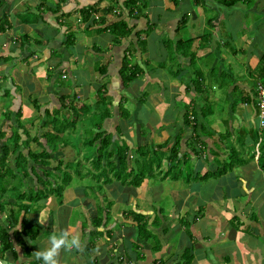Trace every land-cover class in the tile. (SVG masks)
Wrapping results in <instances>:
<instances>
[{"label": "crops", "instance_id": "obj_1", "mask_svg": "<svg viewBox=\"0 0 264 264\" xmlns=\"http://www.w3.org/2000/svg\"><path fill=\"white\" fill-rule=\"evenodd\" d=\"M19 1L20 9H14V12L6 10L14 5L16 7ZM24 1L0 0V16L7 14L12 21L15 20L9 21L10 28L0 32V64H8L0 76L5 78L8 86H12L11 108L15 110L20 107L19 119L30 125L32 123L33 126L29 128L31 133L42 119L35 115L32 107L24 108L23 100L27 101L29 92L38 89L35 75L43 78L41 88L46 80H55L56 85H61L58 76L61 79L70 76L72 84L75 83L73 77L67 75L68 67L61 64L53 66L59 60L52 56L53 50L63 54V61L71 60L76 64L80 60L89 63V55L93 62L103 57L106 70L104 74H98L96 80L105 77L107 92L113 91L114 94L123 86L118 69L124 53L129 65L136 64L141 73L131 81L128 95L135 91L139 93L146 87H149V95H155L154 99L141 96L139 102H135L136 108L143 106L149 111L146 121L134 122L130 115L125 120L123 132L127 135L129 146L136 140L137 127L143 126L149 140L153 143L167 140V147L175 142L178 134L177 157L187 152L195 172L202 168L214 169L216 161L226 156L224 149L229 145L235 147L247 161L203 182L179 183L178 179L164 184L168 176L161 179L157 175L156 178H145L153 182L143 179L135 188L127 185L120 187L118 182L104 184L103 199L97 192L84 195L83 190L73 189L72 192L68 188L59 203L53 202L51 197L44 198L43 209L38 213L30 209L19 210L15 222L4 220L5 210L0 216V226L6 231L9 248L2 249L0 244V260L5 264H42V261L34 258V252L48 246L52 232L69 229L81 236L84 247L80 251L62 252L60 264H264V168H260L256 162L258 143L264 140V128H257L255 107V86L260 81L257 75L264 69V0L240 1L230 6H226L222 0H138L139 6L144 3V7L140 12L128 16L127 9L120 5L122 0H63L56 12L45 6L36 10L40 0H30L33 6H27ZM45 1L50 8H56V0ZM91 4L98 9L97 12L82 21L78 8ZM109 4L111 10L103 14L101 8ZM200 7L201 13L196 11ZM61 11L65 14L60 16ZM23 12H40L38 17H41V21L39 24L34 21L37 22L34 25L26 21L25 14V19L22 17L20 20L13 16ZM141 12L143 16L139 14ZM118 13L121 14L116 17ZM97 17H103L105 22L124 20L130 27L128 37H133L132 32L138 31L143 43H133V38L128 40L127 37L116 45L112 44V35L108 31L95 33L92 27H86L92 18ZM132 22H135L134 26ZM28 24L33 25L27 27ZM70 25H75L83 34L72 43L73 51H68L61 44L63 33L71 31ZM30 27L36 30L40 40L38 46L32 48L29 42H18V34L28 33ZM91 32L95 34L92 37ZM4 37L7 43H2ZM91 46L98 48L99 54H94ZM151 48L158 59L155 64L152 62ZM73 54L74 58H70ZM76 57L78 60L75 61ZM204 57L207 60L205 63L202 62ZM11 58L14 60L9 61ZM167 62L175 64L172 74V64L167 67ZM9 69L10 72L14 71L12 74L17 81H13ZM60 69L64 71V77ZM195 74L201 77L200 92L190 85ZM84 80H80V87H77L80 92L84 91L81 90L84 84L89 91L91 82L84 83ZM23 81L26 83L21 92L19 83ZM214 87L224 90V101L210 94V91L216 90ZM45 90L51 102L47 104L45 99L46 106L42 111L53 105L54 93L50 87L41 92ZM0 93L2 97L3 91ZM116 96L118 102L120 98L118 94ZM190 106L196 111V133L199 135L200 124L208 130L200 134L195 142L191 140L195 137L191 124L186 126L183 122L184 108ZM200 108L205 115L200 116ZM187 112L190 113L189 110ZM113 116L117 118L116 114ZM10 120L6 119L12 123ZM111 126L110 115L104 119L102 127L108 130ZM253 133L257 135L255 141ZM138 139L143 141L142 137ZM189 141L196 152L192 151ZM250 154L252 158H249ZM166 166L168 162L162 160L161 170ZM82 185L86 186L81 183L75 184L74 188ZM93 194L99 199L97 207L109 205V208L101 211L99 222L93 219L95 221L91 223L96 208ZM162 199L169 203L161 204ZM7 201L13 204H6L5 208H15V198L9 197ZM22 202L25 203L24 200ZM167 203L166 211L162 205ZM71 209L77 214L73 221L67 216ZM136 213L141 217L134 216ZM39 215L44 224L39 222ZM21 219L27 225L36 223L40 226L35 238L29 239L24 234L26 226L25 230H20ZM186 222H190L188 232L183 225Z\"/></svg>", "mask_w": 264, "mask_h": 264}, {"label": "trees", "instance_id": "obj_2", "mask_svg": "<svg viewBox=\"0 0 264 264\" xmlns=\"http://www.w3.org/2000/svg\"><path fill=\"white\" fill-rule=\"evenodd\" d=\"M222 1L226 6H230L235 2L242 1L247 3L250 0ZM60 2H63V0H56L54 3L56 8L52 9L50 8V6L46 5L45 0H40L35 9L40 10L41 7L45 6L46 9L50 11L53 10L52 12H56L58 10ZM120 5L122 6V8L124 7L127 9L128 12L126 13V16L133 15L134 12H140V9L142 10V7H144V3L143 5L139 6L138 0H122ZM111 8L112 7L109 4L105 7H102L101 11L104 14L105 12H109ZM97 10L98 9L94 7V4H91L87 7H79L78 13L81 16V20L84 21L86 20L87 16H89L91 13L97 12ZM62 14H65V12L61 11L59 13L60 16ZM120 14L118 13L115 16L119 17ZM139 14L143 16L142 12ZM97 18L98 19L92 18V20L86 25V27L88 29L92 27L91 29L95 33L108 31V33L112 35V44L116 45V43H119L121 39H126L129 36L130 27L126 25V22L124 20L105 22L103 17ZM135 18L137 20L138 16H136ZM56 23L62 26V24H60L59 22ZM132 25L134 26L135 22H132ZM146 27L149 28L150 26ZM7 28H10V23L6 14H3L0 17V32H4V30ZM132 33L133 37H128V40L133 38V43H137V41L143 43V41H141L140 39L138 31H133ZM63 35L64 38L62 39L61 44L66 48L67 43H73V32L67 34L63 33ZM27 36V33L18 35V42H26ZM90 49L94 54H99L100 50L98 48H95L93 46ZM52 53H55V51L53 50ZM96 69L99 74H104L106 70V64L99 63ZM139 73L140 67L136 64L129 65V60L123 53L121 64L118 69V75L123 86H125V83L127 81L134 80L136 78V75ZM257 76L260 79V82L264 83V69L259 71V74ZM200 78L201 77L199 74H195L194 77L190 80V85L197 92H200ZM9 82L12 83L10 80ZM188 86L189 85H187L186 87L187 89ZM104 91H100L98 88H96V98L94 100L95 102H93L92 104L83 103L80 107H75L72 103V100L74 99V93L70 95L71 97L69 100H67L66 104L63 101V99L65 98L64 95H61V97L59 98L60 101H62L58 102L59 107H64L70 111V115H65L66 117L63 118L61 124H58L55 121L54 114L51 115L48 109L45 108L42 111V114H44V116L39 114V116H41L40 118L42 119L40 126L35 129V131L32 133V136L27 133V131H29V128L33 126L32 123L31 125L29 124L28 130H26L25 127L17 126L16 128L12 127L13 131L11 133H8V135H1V137H10L11 139L10 142L7 141L6 143L2 141V144L0 145V167L4 164L3 162L6 159V156L10 154L11 164L13 166L8 165L6 167V174L10 175L12 179L15 178V181L17 183L24 184L26 189L21 190L17 189L16 187V189L13 188L8 190V187L6 188L8 198L10 197L9 194L15 191L14 197L16 201L14 204L15 208L10 207V209L9 207L5 208L6 204H13L7 201V198H5L7 196L4 197L3 201H0V216L4 212L3 209L7 210L5 211L6 216L4 220L8 222H15L17 220L19 210L26 211L27 209H29L31 202L44 199L48 194H53L55 197L60 196L61 190L68 185L73 177L69 173V170H73L77 178H82L85 176L88 177L91 181V184L90 186H87V189L89 187L93 188L94 190L96 189L97 193L103 199L105 197V194L104 190L102 189V185L104 184L108 185L112 182H118V185L120 187L127 185L135 188L143 181V179L154 178V176L157 175L160 176L161 179H164L166 176H168L172 180H178L179 174L174 173L170 176L168 168L175 163H179L180 159L181 164H184V166L187 167V170L185 171L186 177L182 179L185 181V183L191 181L203 182L211 178L219 177L225 172L230 171L234 166L244 164L247 161V158L242 157L240 152L235 147L229 145L224 149V151L226 152V156L223 157L221 161H216L217 164L214 169H205L202 172L196 171L193 174L187 152H184L180 158L177 157L178 142L176 141L178 139V134L174 139L175 142L167 147V140H164L160 143H153L151 140L147 139L148 135H146L147 131L145 130V127H143V133L142 131H140V129H138V127V130H135L136 140L132 144V146H134L132 154L130 152L131 146H129L126 142L127 135L125 134V131L123 132V129H125L126 127V125L124 126V123H126L125 120L128 118L129 114L127 110L121 106L120 101L122 100V96H119L120 99L116 103L115 109L116 117H119L120 115L125 119L121 124V127L118 128L119 122L118 124H113V126H111L108 130L102 127V122L104 121V119L110 116V106L108 105L109 102H105L102 96V94L105 93ZM4 95L5 92L2 93V96ZM101 97L102 99L100 100L99 98ZM127 97L129 98V96ZM205 100L207 101V97H205ZM27 101L34 109L35 115H38L40 104H37L38 102L36 101V99H30L29 97ZM188 110L190 111V113L187 112ZM14 113L15 117H20L19 106L15 108ZM183 114L184 125L187 126L191 124L190 126L193 130L192 132L195 135V137L191 138V140L195 142L196 138H199L200 134L205 133L208 130L204 129L205 127L200 124L198 126L199 135L196 133V111L192 106H190L188 109L185 107ZM199 114L200 116L205 115L201 108L199 110ZM18 127L22 128L21 135H23V138L17 133ZM46 127L48 129L42 131V129ZM50 130H52L53 132H50ZM64 133L67 134L64 135ZM72 133L75 134L74 141L77 140V142H75L76 145L77 143L80 144L79 146H76V151H74V153L76 154H79V152L82 151L80 153V159L78 157L76 159L75 156H73L69 161H63L62 159L59 160V157H56L55 159L52 158V160L55 161V164L51 166L52 169H50L53 174V178L50 177L48 179V170L45 169L48 161H50L51 156L54 157L56 154H59L58 151L61 150L62 147L66 146V144H70V142L65 140L67 135L71 137ZM113 133H116L117 138L111 140V136L113 135ZM138 137H142L143 141L139 140ZM252 138L253 141H255L257 139V135L253 133ZM262 138H264V134L262 135ZM189 142L192 151L196 152L191 141ZM30 143L34 144L35 149L30 148ZM258 144L259 147L256 162L260 168H264V140H262ZM252 157L253 155L250 154L249 158ZM81 160L84 162L81 163ZM162 160H166L168 162V166H166L163 171L161 170ZM86 163H88V165ZM38 164L43 167L38 166V168L35 169V165ZM63 164L64 166L61 167V165ZM17 168H20V170H17ZM39 169H42V171L40 172ZM81 169L83 170L82 172H80ZM34 170L36 172H34ZM37 173L40 175H38ZM192 174L194 176H192ZM4 176L5 172H0V181H3V183L5 184L6 180ZM26 177H31L33 179V183L30 186H26ZM45 182L48 183L47 187L44 185ZM34 185L35 189L32 188L34 187ZM94 190L92 192H94ZM83 193L84 195H88L85 190L83 191ZM25 198L28 203L22 202V200H24ZM59 199L60 197L58 198V200ZM92 199L96 201V208L94 210L95 216L90 220L91 223L95 221L93 219H96V221L99 222L101 219V211L109 208V205L97 207V205L99 204L98 197L93 194ZM134 216L141 217V215L138 213H136ZM20 221L22 227L20 230H23L26 226V231L24 232V234L29 239L35 238L40 231V226L36 223L27 225L24 219H21ZM189 224L190 222H186L183 224L187 232ZM0 244H2V249L9 248L7 234L2 226H0ZM185 258L189 259L188 256H186Z\"/></svg>", "mask_w": 264, "mask_h": 264}, {"label": "rangeland", "instance_id": "obj_3", "mask_svg": "<svg viewBox=\"0 0 264 264\" xmlns=\"http://www.w3.org/2000/svg\"><path fill=\"white\" fill-rule=\"evenodd\" d=\"M24 3L27 6H33L34 5L33 4V1H30V0H25ZM14 9H16V10L17 9H20V1H19V3L17 4L16 7L14 5V7L11 6V8H7L6 10L7 11H10V12H14L15 11ZM198 10H199V13H201V7L198 8V9H196V11H198ZM24 14L26 16V21H28L30 23L31 22L34 23V21H37L38 24H39V22L41 21L40 20L41 17L40 18L38 17V15H41L40 12H38V13L37 12L36 13H34V12L33 13L23 12V13H18L17 16H15V14H14L13 16L16 19H19L20 20V18L22 19V17L25 19V17L23 16ZM208 15H211V13L208 12ZM6 16H7V18H8L9 21H11V22H14L15 21V20L12 21L11 16H10V18H9V16L7 14H6ZM37 22L34 23V25H36ZM19 25H21V24H19ZM31 25H33V24H30V25L28 24L27 27H29ZM21 26H23V25H21ZM25 26L26 25H24V27ZM50 26H47V28L48 29H51ZM30 28L31 29H28L27 30L29 34L27 33L28 36H27V39H26V42L25 43H28L29 42L28 45H30L31 48H32V46H36V45L38 46V42L40 40H38L39 38L37 37V34L35 32L36 30H33V27H30ZM69 29L73 32V36H72L73 42L75 40H79L80 37L83 36V34L79 31L78 28L75 27V25L74 26H71L70 25V28ZM70 32H68V33H70ZM59 33H60V31H59ZM91 33H92V34H90L91 37L95 35L93 32H91ZM34 37H37V38H34ZM4 39L5 40L2 43H7V39L5 37H4ZM91 41H92V43L94 42L93 39H91ZM71 47H72V44L71 43L70 44H68V43L66 44V48H67L68 51H73L74 50V48L72 50ZM151 50H152L151 51L152 62L155 64L158 59H157L156 55H154L153 48H151ZM75 55L77 56L78 54L75 53ZM52 56L59 58V60H57L53 64V66L54 67H56V66L58 67L61 64L64 67H68L67 75L70 74L73 77V82L75 80V83H74V85L72 84V78H70V76L69 77H66L65 79H61L58 76V80L62 82V83L60 82L61 85H59V86L56 85L57 81H55V80H54V82H52L51 80H48V81L46 80L45 86L43 88H41V82H42L43 78H42L41 75H35V77H34L35 85H38V89L37 90H34L33 92H29V98L30 99H36V101L38 102L37 104H40V108H39L38 115L41 114L43 106H46L45 99L48 101L47 104H49L51 102V100L47 97L48 91L45 90L44 92H41V90L47 89V87H50L51 90H52L51 92L54 93L53 96H52L53 105L51 107H47V109H48V111H49V113L51 115L54 114L55 121L58 124H61V121L63 120V118L66 117L65 115H70V111L68 109H66L64 107H62V108L59 107L58 102L60 101V98L59 97H61V95H64L65 98L63 99V101L66 104L67 103V100H69L70 97H71L70 96L71 93L73 92L74 95H75V98L72 100V103H73V105L75 107H80L81 104H83V103H87V104H90L91 103L92 104L93 102H95L94 101L95 98H96L95 97V92H96V88H98L100 91H104L105 90L104 91L105 93L102 94V96H103L105 102H109L108 105L110 106L109 114L111 115V123L118 124V122H119L118 128L121 127V124L123 123V121L125 119H124V117H122L120 115H119V117L117 116V118H115L113 116L114 114H116V110L115 109H116V103H117L116 102V100H117V96L116 95L117 94L119 96H122V100L120 101L121 106L124 109L127 110L128 114L130 116H132L134 118V122L136 121V122H141L142 123V122H144V121L147 120L149 111L146 110L143 106H141V107L139 106V108L138 107L136 108L135 102L138 101V99L141 98V96L142 97H148V99H154L155 98V95H152V96L149 95V93H148L149 87H146L143 90L141 89L139 93H138V91H135L134 93H131L130 95H128V93L130 92V87H131L130 85H131L132 82L131 81H127L125 83V86H122V88L119 91H117L116 94H114L113 91L108 93L107 92L108 89L106 87L107 79L104 80L105 77H101L100 79L98 78L96 80V76L99 73L97 72V69H95V67H97L96 65H97L98 62H101V63L103 62V60H102L103 57L101 58V57L98 56L99 57V59H97L98 61L93 62L94 60H92V58L89 55V56H87L88 59H89V63L83 62V60H80V63L76 64L75 62H73L71 60L70 61L69 60L68 61L67 60L63 61V54L61 52H55ZM69 57L70 58H74V54L71 55V56H69ZM12 60H14V59H12V58L9 59V61H12ZM76 60H78V57L75 58V61ZM206 61L207 60H206L205 57L202 58V62L205 63ZM8 63H10V62H8ZM6 65H8V64H6ZM6 65H4V66L1 65V67H0V74L1 75L4 72V70L6 68ZM169 65H171V68L173 67V65L175 66V64H173V62H171V63L170 62H167V67ZM172 69H173V71H170L171 74L175 71V67L172 68ZM10 70L11 69H9V73L12 74L14 71L12 70L10 72ZM54 70H55V68L52 71H54ZM50 73L53 74L52 72H50ZM60 74H61V76L63 75V77H64V71L62 72L61 69H60ZM139 74L141 75V73H139ZM166 74L167 73H165L164 76ZM65 76H66V73H65ZM13 78H14V80L12 79L13 81H17L16 76L13 75ZM82 79H85L83 81L84 83L91 82L89 91H87V88H86L87 85L86 84H84V85L81 86V90H84L83 92L78 91L79 88H77V87H80L79 83H80V80H82ZM0 80H1V82H0V92L1 91H3V93L5 92V95L4 96H2V97L0 96V137H1L2 134L11 133L13 131L12 127H15L16 128L17 126H20V127H25L26 130H28V128H29V125H28L29 122L23 121L22 119L21 120L19 119L21 117V112H20V117H17V116L15 117L14 110L11 108L12 103H10V102L12 101V99H11V97H12V95H11L12 94L11 93L12 86H10V85L8 86V83L6 82L5 78H1V76H0ZM87 80H89V81H87ZM25 83H26L25 81L19 83V89H20L21 92H23L22 89H23V86H25ZM214 88H216V90L213 89L212 91H210V94L213 93V94H215L217 96L218 99H220L219 101H222V100L224 101L225 96H226L224 94V90L221 89V88L220 89H217V87H214ZM19 89L18 88L17 89L15 88V90H19ZM116 89H117V87L114 90H116ZM156 90L157 89H154V91H156ZM98 93H100V92H98ZM112 94H114V95H112ZM120 94H122V95H120ZM127 96H129V98ZM132 98L134 100H132ZM99 99L101 100L102 97L99 98ZM146 102H147V99H145V103ZM123 105L126 106V107H124ZM112 106L114 107V109L112 108ZM23 107L28 109V107H31V104L28 101H26V99H24L23 100ZM41 115L44 116V114H41ZM6 118H8V120H10V118H11L10 121L12 123H14V124L10 123L9 121H6ZM113 118H114V120H113ZM210 125H211V123H210ZM39 126H40V124H38L37 127H39ZM20 127H18V130H17V133L19 135H21V132H22V128H20ZM46 129H48V128L47 127L46 128H43L42 131H45ZM138 129H140V131H142V133H143V126H138ZM50 132H53V131L50 130ZM27 133L30 136H32V133L30 131H27ZM65 134H67V133H64V135ZM64 135H63V141H64ZM22 136L23 135H21V137ZM144 136H145V134H144ZM74 137H75V134L74 133H72L71 137H69L67 135L65 141L70 142V144H66V146L62 147L61 150L58 151L59 154H56L54 157L51 156L50 161H48V163L46 165V168H45L46 170H48L47 171V176H48L47 178L48 179L50 177L53 178V174L50 171V169H52L51 166L55 164V161H53L52 158L55 159L56 157H59V160L62 159L63 161H67V160L69 161V160H71V158L73 156H75L76 159H77V157L80 159V153L82 151H80L79 154L74 153V151H76V146H79L80 145L78 143L76 145L75 142H77V140L74 141ZM10 139H11L10 137L4 138V136H2L0 138V140H2L4 143H6L7 141L10 142ZM147 139H148V137H147ZM20 142H22V141H20ZM1 144L2 143H0V145ZM133 147L134 146H131L130 147V152L132 154H133V152H132L133 151ZM30 148L31 149H35V146H34L33 143H30ZM10 158H11V155L8 154L6 156V159L3 162L4 164L1 165V167H0L1 168L0 169V172H5V176L4 177H5V180H6L5 181L6 182L5 184L3 183V181H0V197H1L0 198V201H3V199H4L5 196H7L5 198H8L7 189H6L7 187H8V190L9 189H13V188L16 189V187H17V189H21V190H24L25 189V185L24 184L17 183L15 181L16 180L15 178L12 179L10 175H7L6 174L7 173L6 167L8 165H10V166L12 165ZM83 162L84 161L81 160V163H83ZM189 162H190V165H191L192 173L194 174L195 170H193V165H192V163H191L190 160H189ZM86 164L88 165V163H86ZM38 166H40V164L35 165V169L38 168ZM63 166H64V164L61 165V167H63ZM40 167H43V166H40ZM17 170H20V168H17ZM168 170H169L170 176L172 174H174V173L179 174V178H178L179 181H180V182L178 181L179 183H182V182L185 183V181L182 180V179L186 177L185 171L187 170V167H185L184 164H181V159H180V162L179 163H175L174 165H171L168 168ZM201 170H203V168L200 169V172H202ZM39 171L41 172L42 169H39ZM82 171L83 170L81 169L80 172H82ZM13 172H14V170H13ZM34 172H36V171L34 170ZM69 173L73 177L70 180V182L68 183V187H64L61 190L60 196L55 197L53 194H48L46 196V198H50L51 197V200L53 202H58L59 203L60 200H61V198H63L64 194L66 193V190H68V188L70 190H72V192H74L73 189H77L78 191H81V190L84 191L85 190L88 194L90 193V191L92 192L94 190L91 187H89L87 189V186H90V184H91V181L89 180L88 177L85 176V177H82V178H80V177L77 178L76 175H75V172L73 170H69ZM193 174H192V176H194ZM38 175H40V174H38ZM154 178H156V176H154ZM168 178H167L168 180L165 181L164 184H171L172 181H174L170 177H168ZM31 179H32L31 177L30 178L29 177H26L25 178V180H26V186H30L33 183V179L32 180ZM150 179H152V178H150ZM144 181H148V180L144 179ZM153 181L154 180H150L148 182H153ZM81 183L82 184H86V186L82 185V186H78V187L74 188V185L75 184H81ZM44 185L47 187L48 186V183L45 182ZM32 188L35 189V185ZM94 192L96 193L97 190L95 189ZM14 195H15V191L12 192L11 194H9V196L12 197V198H15ZM59 197H60V199L58 200ZM167 200H168V198H167ZM167 200L166 199H162L160 202H161V204H166V202L169 203V201H167ZM24 202L25 203H28V201H26V198L24 199ZM44 202H45V199H40V200H37L35 202H31V204L29 206V209L32 210V211H34V212H36V213H38V211H40V209H43L42 206H43ZM168 203H167V205H164V206L162 205V208H164L166 211L168 210L166 208L168 206ZM69 205L71 206L70 201H69ZM78 207H80V205ZM76 209H77V207H76ZM3 210L5 211V209H3ZM48 210H51V209H48ZM76 215H77L76 214V211H74V210L71 209V213L68 214L67 216H68V219L69 220L73 221L74 220V216H76Z\"/></svg>", "mask_w": 264, "mask_h": 264}, {"label": "clouds", "instance_id": "obj_4", "mask_svg": "<svg viewBox=\"0 0 264 264\" xmlns=\"http://www.w3.org/2000/svg\"><path fill=\"white\" fill-rule=\"evenodd\" d=\"M42 224L45 221H40ZM84 247V241L79 234H74L71 230H61L59 233L52 232L48 238V246L45 249H39L34 252V258L42 261V264H60L62 252L80 251ZM0 264L5 261L0 260Z\"/></svg>", "mask_w": 264, "mask_h": 264}, {"label": "built area", "instance_id": "obj_5", "mask_svg": "<svg viewBox=\"0 0 264 264\" xmlns=\"http://www.w3.org/2000/svg\"><path fill=\"white\" fill-rule=\"evenodd\" d=\"M255 90H256L255 107H256L257 128L258 130H261L264 128V83L259 81L255 86Z\"/></svg>", "mask_w": 264, "mask_h": 264}, {"label": "water", "instance_id": "obj_6", "mask_svg": "<svg viewBox=\"0 0 264 264\" xmlns=\"http://www.w3.org/2000/svg\"><path fill=\"white\" fill-rule=\"evenodd\" d=\"M114 138H116V135L113 134V135L111 136V140H113Z\"/></svg>", "mask_w": 264, "mask_h": 264}]
</instances>
